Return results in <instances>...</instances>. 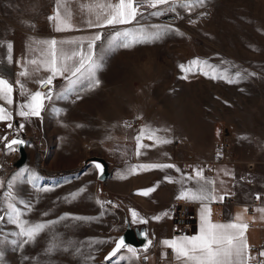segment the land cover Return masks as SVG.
I'll list each match as a JSON object with an SVG mask.
<instances>
[{
	"label": "rangeland",
	"instance_id": "1",
	"mask_svg": "<svg viewBox=\"0 0 264 264\" xmlns=\"http://www.w3.org/2000/svg\"><path fill=\"white\" fill-rule=\"evenodd\" d=\"M52 7L53 0H0V59L7 49L3 39L43 32ZM141 12L131 24L105 30L96 55L98 86L87 78L57 82V95L44 100L39 116L0 128V215H6L7 182L19 173L12 192L22 218L59 221L23 249L11 243L18 229L0 223V264H139V251L130 245L135 256L122 249L109 261L105 257L129 225L145 227L151 245L175 231L180 206L195 202L177 197L197 187L195 170L202 169L210 180L208 166L222 156L221 145L228 144L227 157L243 171L240 185L264 191V0H186ZM166 14L179 19L172 27L183 35L169 31L158 39L141 37V29L151 33L153 26L166 25ZM197 59L207 65L187 70ZM146 126L171 142L156 144L145 137L141 143L152 146L139 148L135 137ZM13 128L26 144L24 160L19 145L13 146L16 152L7 147ZM151 163L174 164L181 171H130ZM181 180L183 185L176 182ZM150 188L155 190L141 194ZM74 193L79 195L72 199ZM53 236L61 247L73 242L79 252L69 248L46 255ZM5 237L8 242L2 243Z\"/></svg>",
	"mask_w": 264,
	"mask_h": 264
},
{
	"label": "snow or ice",
	"instance_id": "2",
	"mask_svg": "<svg viewBox=\"0 0 264 264\" xmlns=\"http://www.w3.org/2000/svg\"><path fill=\"white\" fill-rule=\"evenodd\" d=\"M186 0H116L115 4L112 3H101L99 0H88L87 4L81 5V10H87L90 14L95 15V20L90 19L88 21L89 26L103 27L106 25H124L131 23L136 20L138 15H143L141 9L144 7L157 8L158 6H165L171 4H181L184 5ZM198 3L202 4L203 0H197ZM68 0H57V6L55 10V15L49 17L50 20L57 21L56 30L62 31L71 27L72 13L67 7ZM192 4H187V7L191 8ZM64 9L63 15L61 14V9ZM154 15L157 13H153ZM156 28V31L147 33L144 29L140 30V35L146 39H158L161 35L169 31H176L179 33L178 29H174L170 25L163 26H153ZM135 36L134 33H116V36ZM101 39L100 34H96L88 38V53L85 54L79 48L77 49H65L63 45L69 43L66 41H57L56 39L37 41L46 46V58L41 62L47 68V71L51 73L46 79L41 81L42 84L51 85L52 80L57 75H63L64 73H69L72 77L77 78H87L93 81L92 86L96 87L99 85V80L95 79V72L100 67L98 60L94 57L92 53V48L95 44V41ZM60 45V47H58ZM0 46H3L0 44ZM127 47V45H125ZM8 50V60L11 62V51L12 44H7ZM203 63L207 65V61L201 62L200 60H193L190 62L187 70H191V65L199 66ZM28 65H36L35 68L29 71V68L25 65H21L22 71L19 73L21 77H28L33 73L39 71V65L36 59H31L27 62ZM180 68L182 71L186 70V66L181 64ZM254 75V74H252ZM187 79V76L183 77ZM241 78L239 72L236 73V80ZM246 78V77H245ZM229 82H234L229 80ZM15 84L19 85L21 89V94L24 93L25 88L24 84L18 79L15 81ZM15 88L12 83H9L8 80L0 77V99H3L8 104L13 103V92ZM52 95L51 89L48 93H42L36 91L30 96L29 102L25 105H22L19 115L27 118L28 116H39L41 110L44 106V100L50 99ZM27 108L28 111L23 110ZM11 113H5V109L0 107V121L11 120ZM127 126V125H126ZM8 127H12L11 124ZM23 127V125H21ZM158 129H152L149 126L140 129V134L135 137L136 142L139 148H148L152 145L141 143V141L147 137L149 140H153L156 144H167L171 141L165 137L157 135ZM6 139V138H5ZM25 142L20 139H12L7 147L15 151L14 145H22ZM139 153V149L137 151ZM97 168H101L100 165H97ZM137 168L151 170V169H172L175 168L177 172L181 170L177 168L174 164H164V163H151V164H141L130 169L131 172H135ZM102 171V169H101ZM225 175H230L229 172L225 171ZM21 174H17L12 177L11 180L7 182L8 195L6 197L7 210L6 215H0V223L7 222L15 226L18 231L12 233L17 239L11 241V243L17 246L20 249H23L25 245L34 243L36 238L44 232L46 229H50L53 225L57 224L59 221H50V222H39L33 223L28 219L22 218L24 213L16 206V196L13 194L12 189L17 180H19ZM195 178L197 187L195 189L182 190L178 199H187L191 201L201 202L204 206L200 211V225L199 232L197 235L193 236H180L175 239H165L162 243L164 246L173 250L175 254V259L179 264H250L253 257L250 254V246L248 245L246 238V231L248 229V224L243 222V217L237 215L235 217V222L230 223H213L211 220V212L207 207V204L204 202H211L216 199L222 201L224 196L221 195L217 197L215 194V189L211 187L215 181L207 180L203 176V170H195ZM33 180L38 179V176L35 172L31 173ZM169 182H172L171 177H165ZM186 179L191 180L193 176H188ZM183 185V180L176 181ZM4 181H0V187H3ZM155 188H150L144 190L141 194L148 195L149 192L154 191ZM37 191H47L46 189H37ZM84 191L83 189L80 190ZM79 193L72 194V199H75ZM256 199H260L259 194H257ZM103 206L102 201H97ZM108 203H111L110 201ZM24 208L31 211L33 205L30 203H24ZM256 211L264 214V208H258ZM244 212H247V209H244ZM43 215L47 216L48 213L45 212ZM132 220L135 222L138 213L135 211L132 212ZM67 214L63 217H60V220L67 219ZM264 218V217H262ZM74 220L78 221H88L93 218L91 217H82L75 216L72 217ZM155 219H160V217H155ZM141 222L146 223L147 221L141 220ZM58 237L53 236L52 241L49 243L47 249L45 250L46 255L53 254L57 250L68 251L69 248H74L73 242L68 241L67 246L61 247V243L58 242ZM7 237L4 238L2 243H7ZM103 243V242H101ZM115 247L112 252L109 254L106 259H111L115 257L121 249H126L128 252H131L134 256L136 255L135 249L126 245L124 238H119L115 242ZM149 245L151 240L148 241ZM78 253L79 249L74 248ZM3 253L0 252V259H2ZM260 257H264V252L259 253ZM27 260L28 257L26 256ZM260 264H264V261H261Z\"/></svg>",
	"mask_w": 264,
	"mask_h": 264
},
{
	"label": "crops",
	"instance_id": "3",
	"mask_svg": "<svg viewBox=\"0 0 264 264\" xmlns=\"http://www.w3.org/2000/svg\"><path fill=\"white\" fill-rule=\"evenodd\" d=\"M101 3H112L115 4L116 0H99ZM88 0H68L67 7L72 13L71 27L62 31H57V21L50 20V24L45 27L44 31L38 34H27L19 33L16 35L14 41H11L9 37L3 39V44L12 43L11 57L12 60H8V50H3L0 59V77L8 80L9 83L14 85L13 92V103L8 104L3 99H0V107L5 109V113H11V120L0 121V128L5 129L8 125L16 120L29 119L33 116H28L27 118L19 115L22 105L29 102L30 96L36 91L41 90L43 85L41 81L46 79L50 72L41 63L46 58V46L37 41H44L50 39H56L57 41H66L63 47L65 49H77L79 48L85 54L88 53V38L100 34L101 39L95 41L92 48V53L96 58L98 52V46L102 39L104 38L105 30L112 25H106L103 27L89 26L88 21L90 19L95 20V15L90 14L86 9L81 10L82 4H87ZM57 6V0H53L52 16L55 15V10ZM64 9H61V14L63 15ZM132 23V22H131ZM131 23L124 25H115L119 27L127 26ZM60 47V45H58ZM31 59H36L39 65V71L33 73L28 77H21L19 73L22 71L21 65H25L29 68V71L36 67V65H28L27 62ZM77 77H72L69 73H64L63 75H57L53 78L52 83H66L67 81L75 80ZM20 80L24 84V91L21 94V89L19 85L15 84L16 80ZM23 110L28 111L27 108ZM250 167V166H249ZM225 171L229 172L230 175H225ZM243 172L237 166L232 163L217 164L214 167L213 172H211L212 177L210 180L215 181L211 187L215 189V194L217 197L223 195L224 199L220 201L216 199L211 202H204L211 212V220L213 223H230L235 222V217L239 214L243 217V222L248 224V229L245 233L248 245L250 246V254L253 257L252 261L257 260L260 256L259 253L264 251H257L264 242V214L256 211L258 208H264V202L261 205L251 207V202L253 195L255 194L252 189L245 187V183L240 185L239 175ZM257 193V192H256ZM259 193L264 195V191L261 190ZM231 196L233 201L226 202L225 198ZM192 206V230L187 236L197 235L199 232L200 225V211L204 206L201 202L195 201ZM247 209V212H244ZM180 237L176 231L169 230L167 235L163 237H158L157 241L153 239L154 243L150 246L154 249V255H151L149 264H157V261L162 260L164 264L166 255L168 251L173 253L172 264H179L175 259V254L172 249L163 245L165 239H175ZM155 253L157 256H155ZM250 262V263H251Z\"/></svg>",
	"mask_w": 264,
	"mask_h": 264
},
{
	"label": "built area",
	"instance_id": "4",
	"mask_svg": "<svg viewBox=\"0 0 264 264\" xmlns=\"http://www.w3.org/2000/svg\"><path fill=\"white\" fill-rule=\"evenodd\" d=\"M163 21L166 25H171V26L172 25H178V23H179V19L172 14H166L163 17ZM55 87H57V85H55V83H52L51 85L43 84L41 86V90L45 93H48L49 90L51 89L52 96H55V95H57V88H55ZM11 133L15 134L14 138H16V137H18V135H20V132L15 131L14 128H13ZM10 141L11 140L7 139L6 143L8 144ZM218 150L228 151V144L219 146ZM13 156H16V155L14 154ZM6 160H8V158H6ZM225 162H226L225 159L221 158V160L219 161V164H223ZM211 164L212 165H210L208 167L213 172L214 167L217 164L215 162L211 163ZM257 194H259L260 199H256ZM225 201L226 202H232L233 199L231 196H227L225 198ZM263 202H264V195L262 193H255L253 195L251 207L261 205ZM192 217H193V214H192L191 204L183 203L177 212V217H176L175 225H174L175 231L178 235L187 236L191 232L192 225H193ZM257 251H259V252L264 251V242H263L262 246L259 249H257ZM151 255H154V249H151V247H149L147 250H140L138 252L139 264H149ZM165 261L167 262L166 264H172V261H173L172 251H168L166 258H165ZM261 261H264V257H259L257 260L252 261L250 264H260ZM157 264H164V263L162 260H159V261H157Z\"/></svg>",
	"mask_w": 264,
	"mask_h": 264
},
{
	"label": "water",
	"instance_id": "5",
	"mask_svg": "<svg viewBox=\"0 0 264 264\" xmlns=\"http://www.w3.org/2000/svg\"><path fill=\"white\" fill-rule=\"evenodd\" d=\"M14 139H19V138H14ZM25 145H26L25 143L22 145H19L23 160L25 158ZM21 163H22V161L20 162V164ZM121 237L124 238L126 245H130V246L134 247L137 251L147 250L151 245V244L149 245V243H148V241L151 239H149L145 227L133 228L131 225H129L127 227V230L123 233V235ZM121 237H119V238H121ZM151 243H152V241H151ZM114 247H115V245H114ZM114 247L109 251V253L106 255V257L109 256V254L112 252ZM106 257H105V259H106ZM112 258H114V257H112ZM111 259H106V260L109 261Z\"/></svg>",
	"mask_w": 264,
	"mask_h": 264
},
{
	"label": "bare ground",
	"instance_id": "6",
	"mask_svg": "<svg viewBox=\"0 0 264 264\" xmlns=\"http://www.w3.org/2000/svg\"><path fill=\"white\" fill-rule=\"evenodd\" d=\"M220 151H221V153H222V156L218 157L216 164L219 163V161L221 160V158L225 159V161H226L227 163H231L229 157H227V156H228V155H227V154H228V153H227L228 151H223V150H220ZM226 162H225V163H226Z\"/></svg>",
	"mask_w": 264,
	"mask_h": 264
}]
</instances>
